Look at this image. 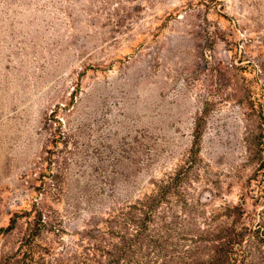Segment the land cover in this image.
I'll return each instance as SVG.
<instances>
[{
	"label": "rangeland",
	"instance_id": "374dc122",
	"mask_svg": "<svg viewBox=\"0 0 264 264\" xmlns=\"http://www.w3.org/2000/svg\"><path fill=\"white\" fill-rule=\"evenodd\" d=\"M0 264H264V0H0Z\"/></svg>",
	"mask_w": 264,
	"mask_h": 264
}]
</instances>
